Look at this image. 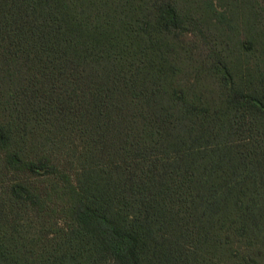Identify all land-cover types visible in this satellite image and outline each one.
<instances>
[{
  "label": "trees",
  "instance_id": "1",
  "mask_svg": "<svg viewBox=\"0 0 264 264\" xmlns=\"http://www.w3.org/2000/svg\"><path fill=\"white\" fill-rule=\"evenodd\" d=\"M242 1L219 0L253 66L210 54L186 90V36L235 21L211 1L0 0V156L47 186L10 194L67 224L29 239L0 215V264H261L264 0ZM66 140L73 177L37 146Z\"/></svg>",
  "mask_w": 264,
  "mask_h": 264
},
{
  "label": "rangeland",
  "instance_id": "2",
  "mask_svg": "<svg viewBox=\"0 0 264 264\" xmlns=\"http://www.w3.org/2000/svg\"><path fill=\"white\" fill-rule=\"evenodd\" d=\"M203 1H211L215 13L225 14L228 17L227 20H231L234 17L235 21L222 25L218 19L213 20L206 26L208 30H196L186 36L191 56L187 57L185 70H182L183 72L178 78V85L186 90L192 88L193 81L199 75V61L207 58L210 54H213V57H218L220 60L224 59L225 63L232 67H236L237 64L245 65L247 60L249 61L247 67H251L255 60L253 58L250 59L246 51L244 53L246 34L243 28V16L245 12L242 7L238 6L242 5L243 1L237 0L236 4L238 5L234 8L231 6L223 8L219 0ZM223 2L228 6L231 0H223ZM254 30L251 29L250 31ZM37 146L47 155L51 156L52 162L58 168L67 171L72 177L74 176L76 168L72 152L75 144L66 140L64 142L55 141L52 143L41 142ZM44 179L40 174L11 171L6 167L3 156H0V215L20 235L29 239L49 237L54 231L67 227L65 220L59 214V210L53 204L49 203L44 212H38L29 204L13 199L10 194L11 186L22 185L44 196L47 190ZM257 241L258 239L256 238L252 249L240 243L236 245V250H239L241 255L251 256L255 249H263L260 243L256 244ZM261 264H264L263 258H261Z\"/></svg>",
  "mask_w": 264,
  "mask_h": 264
}]
</instances>
